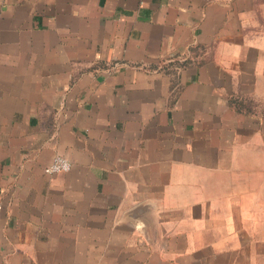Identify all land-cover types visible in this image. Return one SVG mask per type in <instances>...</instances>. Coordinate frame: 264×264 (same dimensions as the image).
<instances>
[{"label":"crops","instance_id":"1","mask_svg":"<svg viewBox=\"0 0 264 264\" xmlns=\"http://www.w3.org/2000/svg\"><path fill=\"white\" fill-rule=\"evenodd\" d=\"M0 264H264V0H0Z\"/></svg>","mask_w":264,"mask_h":264},{"label":"built area","instance_id":"2","mask_svg":"<svg viewBox=\"0 0 264 264\" xmlns=\"http://www.w3.org/2000/svg\"><path fill=\"white\" fill-rule=\"evenodd\" d=\"M71 168V162L64 156L56 155L44 166L43 171L47 175L66 172Z\"/></svg>","mask_w":264,"mask_h":264}]
</instances>
